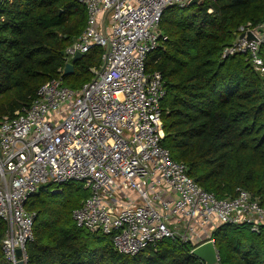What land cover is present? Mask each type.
<instances>
[{"label": "built area", "instance_id": "built-area-1", "mask_svg": "<svg viewBox=\"0 0 264 264\" xmlns=\"http://www.w3.org/2000/svg\"><path fill=\"white\" fill-rule=\"evenodd\" d=\"M80 1L87 23L65 49V61L101 47L103 68H93L95 77L78 90L66 86L62 77L46 82L30 106L0 124L6 260L29 262L37 218L27 208L31 196L47 184L60 192L70 181L81 182L90 192L73 213L77 226L91 231L98 226L113 236L118 253L137 255L167 238L191 243L194 249L215 241L214 231L224 224L260 233L264 206L257 198L242 187L234 197L218 198L162 145L166 88L160 72L147 71V57L165 38L160 26L166 10L192 0ZM249 33L255 38L248 39ZM263 48L264 21L248 22L223 48L221 59L244 55L264 74Z\"/></svg>", "mask_w": 264, "mask_h": 264}, {"label": "trees", "instance_id": "trees-1", "mask_svg": "<svg viewBox=\"0 0 264 264\" xmlns=\"http://www.w3.org/2000/svg\"><path fill=\"white\" fill-rule=\"evenodd\" d=\"M212 10V11H210ZM264 21V0H200L172 6L161 20L162 45L147 57V71L160 72L162 145L183 162L199 185L218 198L249 191L264 206V74L244 55L221 59L238 28ZM80 0H0V124L28 107L46 82L62 77L78 90L104 65V49L92 47L63 76L65 49L84 31ZM264 59V48L262 49ZM39 187L27 203L37 215L28 264H205L193 244L164 239L137 255L118 253L113 236L78 227L74 211L90 192L70 181ZM7 229L0 219V264ZM221 264H264V228L224 224L214 231Z\"/></svg>", "mask_w": 264, "mask_h": 264}, {"label": "water", "instance_id": "water-1", "mask_svg": "<svg viewBox=\"0 0 264 264\" xmlns=\"http://www.w3.org/2000/svg\"><path fill=\"white\" fill-rule=\"evenodd\" d=\"M199 1L200 0H192L190 4H196ZM242 37H244V34H241V38ZM253 38H255L254 35L252 33H249L248 39ZM83 56V53H78L71 62L66 63L63 71V76L72 74L75 70V63L80 60ZM94 231L99 232L100 228L97 226ZM18 253L20 256L22 254V251L19 250ZM192 254L202 260L205 264H221L220 254L214 240L206 242L194 248L192 250ZM19 264H24V262H20Z\"/></svg>", "mask_w": 264, "mask_h": 264}]
</instances>
